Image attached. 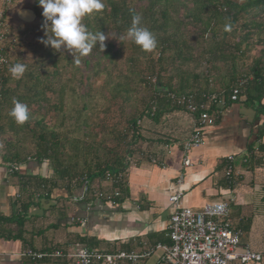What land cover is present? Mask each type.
Wrapping results in <instances>:
<instances>
[{
	"label": "trees",
	"instance_id": "trees-1",
	"mask_svg": "<svg viewBox=\"0 0 264 264\" xmlns=\"http://www.w3.org/2000/svg\"><path fill=\"white\" fill-rule=\"evenodd\" d=\"M30 3L37 22L32 25L35 43L27 51L28 59L21 51L11 56L10 50L20 44L17 39L8 44V63L0 71L3 159L10 165L30 158L45 162L52 172L51 177L25 179L30 198L37 192L49 195L56 184L70 194L82 177L89 183L122 170L138 138L137 122L155 119L164 106H172L169 92L197 98L215 93L227 101L242 77L248 79L242 92L253 87L262 93L264 88L258 63L232 79L229 90L221 93L211 87L214 63L235 64L253 30L263 31L264 0H104L102 11L82 21L89 31L106 36L104 48L97 46L87 55L41 43L43 9L38 0ZM132 10L142 15V25L157 39L151 52L119 41L130 26ZM15 63L27 65L19 79L9 71ZM149 76H156L155 84L147 80ZM14 99L29 108L23 125L9 115Z\"/></svg>",
	"mask_w": 264,
	"mask_h": 264
},
{
	"label": "crops",
	"instance_id": "crops-1",
	"mask_svg": "<svg viewBox=\"0 0 264 264\" xmlns=\"http://www.w3.org/2000/svg\"><path fill=\"white\" fill-rule=\"evenodd\" d=\"M33 24L18 25L26 30ZM262 29L253 30L249 45L241 48L235 64L214 63V90H229L231 80L255 63L264 76V26ZM259 37L262 41L257 42ZM213 114L214 124L202 130V144L187 154L188 167L182 165L183 144L193 131L192 116L166 105L155 119L139 121L138 138L119 171L124 175L121 196L113 204L92 194L111 192L108 181L88 183L84 177L70 194L56 184L49 195L37 192L30 198L25 179L51 177L49 167L29 160L10 174L0 149V264H75L56 258L32 260L22 256L26 250L152 249L169 243L167 225L177 209L199 211L207 203L222 201L230 202L228 220L233 230L240 231L241 245L264 253V88L262 93L253 87L244 89L236 102L225 101ZM228 157L232 159L228 161ZM228 164L232 182L225 177ZM86 181L89 192L73 202ZM178 194L176 203L169 201ZM159 255L154 251L137 264H160Z\"/></svg>",
	"mask_w": 264,
	"mask_h": 264
},
{
	"label": "built area",
	"instance_id": "built-area-1",
	"mask_svg": "<svg viewBox=\"0 0 264 264\" xmlns=\"http://www.w3.org/2000/svg\"><path fill=\"white\" fill-rule=\"evenodd\" d=\"M13 0H3L0 7V71L8 63L5 56L8 44H14L16 39L10 32V24L6 19L7 9ZM205 74L208 68L202 66ZM147 80L152 84L156 82V76H149ZM248 79L240 78L235 86L231 88L230 102H236L242 88ZM1 82V80H0ZM166 97L170 103L194 118V127L189 139L183 144L184 167L190 166L187 154L202 144V130L206 126L214 124L213 113L218 107L224 106V99L215 93H204L197 98L194 94L169 92ZM214 112H213V111ZM140 122L138 121L137 124ZM228 161L232 157L227 158ZM31 160L27 158V161ZM129 160V159H128ZM21 163H13L8 167V172H18ZM225 177L232 182V167L228 164L225 169ZM112 186L111 192H92L97 199L114 203L121 196V188L124 175L122 172L109 173L104 176ZM181 182V177L177 184ZM89 192L87 181L83 184V192L73 197V202H78ZM180 195H174L169 201L176 203ZM229 201L214 202L205 204L201 210L177 209L170 217L167 225L168 244H156L152 249H144L140 252H104L91 248H82L77 251L56 249L51 253L33 252L26 250L22 256L32 260L56 258L71 260L75 264H137L146 259L152 252H159L160 264H264V253L250 250L247 246L241 245V233L233 230L228 220ZM81 222H84L81 220Z\"/></svg>",
	"mask_w": 264,
	"mask_h": 264
},
{
	"label": "clouds",
	"instance_id": "clouds-1",
	"mask_svg": "<svg viewBox=\"0 0 264 264\" xmlns=\"http://www.w3.org/2000/svg\"><path fill=\"white\" fill-rule=\"evenodd\" d=\"M38 3L43 9L45 30V38L41 39V43L57 51L63 48L80 55H87L97 46L104 48L106 36L100 31H89L82 22L86 15L102 11L105 8L104 0H38ZM21 15L26 13L21 12ZM225 29L230 30V25H226ZM124 40L145 52L157 47L155 35L142 25V15L134 10L130 26L119 38L120 42ZM26 70L27 65L24 63H15L9 68L16 79L21 78ZM9 115L17 124L23 125L29 119V108L26 103L14 99Z\"/></svg>",
	"mask_w": 264,
	"mask_h": 264
},
{
	"label": "rangeland",
	"instance_id": "rangeland-1",
	"mask_svg": "<svg viewBox=\"0 0 264 264\" xmlns=\"http://www.w3.org/2000/svg\"><path fill=\"white\" fill-rule=\"evenodd\" d=\"M3 3V0H0V7ZM23 5H31L30 0H13V3L11 6L7 9L6 12V19L7 22L14 26L10 29L11 35L13 38H16L19 40V43L17 46L13 47L12 50H10L11 56H14L16 51L24 52L23 58L28 59L27 57V51L31 50L32 46L35 43V37L33 36V29L32 25H28V29L25 30V27H21L20 23H18L15 20V12L20 6ZM25 32V36H24ZM101 80L97 81L96 87L100 85Z\"/></svg>",
	"mask_w": 264,
	"mask_h": 264
},
{
	"label": "water",
	"instance_id": "water-1",
	"mask_svg": "<svg viewBox=\"0 0 264 264\" xmlns=\"http://www.w3.org/2000/svg\"><path fill=\"white\" fill-rule=\"evenodd\" d=\"M21 12L26 13V15H21ZM15 19L23 24H33L37 22V16L31 5H23L18 8L15 12Z\"/></svg>",
	"mask_w": 264,
	"mask_h": 264
}]
</instances>
